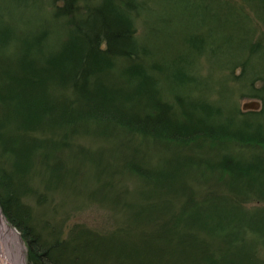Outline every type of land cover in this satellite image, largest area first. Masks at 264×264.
<instances>
[{"label":"rangeland","instance_id":"374dc122","mask_svg":"<svg viewBox=\"0 0 264 264\" xmlns=\"http://www.w3.org/2000/svg\"><path fill=\"white\" fill-rule=\"evenodd\" d=\"M103 2L58 17L57 0H0V196L21 227L0 206L26 264L23 228L57 264H264V0H110L137 56H108L79 86L62 61L30 73L35 51L60 56ZM96 93L118 118L87 110ZM154 99L185 136L205 131L183 141L118 121L150 115ZM217 125L238 135L207 133Z\"/></svg>","mask_w":264,"mask_h":264},{"label":"trees","instance_id":"16d2710c","mask_svg":"<svg viewBox=\"0 0 264 264\" xmlns=\"http://www.w3.org/2000/svg\"><path fill=\"white\" fill-rule=\"evenodd\" d=\"M62 2V6L57 7L55 10V16H72L73 12H77L78 6H75L77 0H57ZM131 25L129 23V19L125 18L123 15H121L117 8H114V5L110 2V0H104L103 3H99L98 6H94L93 8H89V10L86 12V16H84V19L81 20L79 23L77 22L75 24L74 30V36L71 43L64 44L63 48L61 49V55L58 56H52V59H43V63L40 62V59L38 56H36V51H42L44 44L40 42V38L36 39V41H33L31 38H24V48L26 51L27 49H31L32 47H36L34 52V55L32 56V63L30 65V73H32L34 76H41L43 74L52 75L54 71L61 70L58 65L60 61L63 62V67L66 65L68 67L67 70L70 69V75L73 78V82L75 86H79L82 83H86V79L88 75L90 76L93 73L92 68L97 67V65L107 66L109 59L108 56H124V57H133V55H136V45L134 43V39L131 35ZM0 28V32H1ZM72 32V33H73ZM31 39V40H30ZM106 43L105 49L100 47V43L102 42ZM42 44V45H41ZM71 45V46H69ZM138 48V47H137ZM71 50V52H70ZM59 57V58H58ZM60 58H67V60H62ZM71 64L72 68H69V63ZM107 62V63H106ZM66 68V67H65ZM53 71V72H51ZM79 71V74H78ZM142 73V70L140 71ZM56 74V73H54ZM259 78V77H257ZM80 83V84H79ZM99 93V92H98ZM96 93L93 95L92 98L88 97L86 95L85 99L93 104H90L92 106H88L87 110L89 109L91 112H97L98 110H102L103 107H105L108 111H102L103 114H106L105 116L112 115L115 119L118 118V115L113 113L114 110L109 108L111 104L106 101L104 102V99H102L100 102H98V98H102L103 96H99V94ZM149 100V99H148ZM98 102V103H97ZM152 104H154L153 107H150L153 111L150 115L146 116L145 118H140V116L137 113L126 115L124 112L120 113L119 116V122L123 123L127 127H129L131 130H138L142 132H147L149 134H156L161 135L166 133L168 137L171 139H181L183 141H186L190 138H194V135L202 134L203 131H205L203 127H195L193 131L192 129L187 130L190 131V133H193L192 136H185L183 129L179 127V124L175 120H170L169 114L167 110H163L160 108L161 105L155 104V99L150 100ZM99 103L104 104L99 109ZM87 104V103H86ZM92 107V108H91ZM65 108L62 106L61 110H64ZM67 111V112H66ZM66 114L69 112V109H67ZM63 113V111H62ZM61 113V114H62ZM98 114V113H97ZM68 121L69 120H77V118H80L79 114L77 116H71L68 114ZM167 115V116H166ZM70 122V121H69ZM218 128H215L214 126L208 127L207 133L211 136H220V135H238L237 133H231L230 131H227L224 126L217 125ZM187 127V125H186ZM223 164L225 162L227 163L226 168L227 170H230L232 172H235L234 174L237 176L245 175L248 177V174L250 173V168L247 165L242 164H236L229 159L227 156H224ZM258 166V164H256ZM254 168V167H253ZM4 179L3 175L1 177ZM2 185L6 186L7 184H4L3 180L0 181ZM9 188V186H7ZM1 204L3 205V210L5 215L8 216L9 220L15 224L21 227L19 223H15L13 216L11 212L9 211V208L7 209V206H11L9 204L8 200H2L0 196ZM22 229V228H21ZM28 229L23 228L22 234L24 235L26 241L28 242V245L32 246L33 249L30 251V263L31 264H57L53 259L52 256L49 254V248H43V246L38 245L37 237L35 235H32V232L29 233L27 231Z\"/></svg>","mask_w":264,"mask_h":264},{"label":"bare ground","instance_id":"6f19581e","mask_svg":"<svg viewBox=\"0 0 264 264\" xmlns=\"http://www.w3.org/2000/svg\"><path fill=\"white\" fill-rule=\"evenodd\" d=\"M21 237L10 227L0 206V258L3 264H26Z\"/></svg>","mask_w":264,"mask_h":264},{"label":"water","instance_id":"95a60500","mask_svg":"<svg viewBox=\"0 0 264 264\" xmlns=\"http://www.w3.org/2000/svg\"><path fill=\"white\" fill-rule=\"evenodd\" d=\"M242 107L245 110H250V109H258L260 106H259V102L257 100H249V101L244 102L242 104ZM0 264H3L1 261V258H0Z\"/></svg>","mask_w":264,"mask_h":264}]
</instances>
